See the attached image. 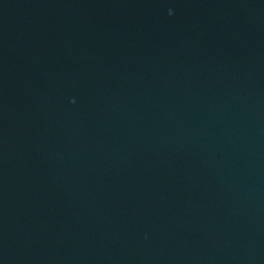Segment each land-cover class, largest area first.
Returning <instances> with one entry per match:
<instances>
[{"label": "water", "instance_id": "water-1", "mask_svg": "<svg viewBox=\"0 0 264 264\" xmlns=\"http://www.w3.org/2000/svg\"><path fill=\"white\" fill-rule=\"evenodd\" d=\"M0 264H264V0H0Z\"/></svg>", "mask_w": 264, "mask_h": 264}]
</instances>
